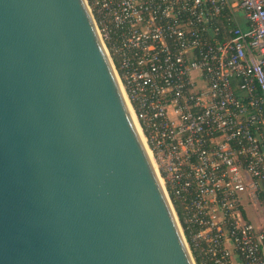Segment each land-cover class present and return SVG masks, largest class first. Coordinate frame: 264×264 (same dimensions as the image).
<instances>
[{
	"label": "water",
	"instance_id": "95a60500",
	"mask_svg": "<svg viewBox=\"0 0 264 264\" xmlns=\"http://www.w3.org/2000/svg\"><path fill=\"white\" fill-rule=\"evenodd\" d=\"M0 264H195L85 0H0Z\"/></svg>",
	"mask_w": 264,
	"mask_h": 264
},
{
	"label": "built area",
	"instance_id": "2783aa9c",
	"mask_svg": "<svg viewBox=\"0 0 264 264\" xmlns=\"http://www.w3.org/2000/svg\"><path fill=\"white\" fill-rule=\"evenodd\" d=\"M85 2L195 264H264V0Z\"/></svg>",
	"mask_w": 264,
	"mask_h": 264
},
{
	"label": "trees",
	"instance_id": "16d2710c",
	"mask_svg": "<svg viewBox=\"0 0 264 264\" xmlns=\"http://www.w3.org/2000/svg\"><path fill=\"white\" fill-rule=\"evenodd\" d=\"M196 264H201V262H199V260H198V262H196Z\"/></svg>",
	"mask_w": 264,
	"mask_h": 264
}]
</instances>
